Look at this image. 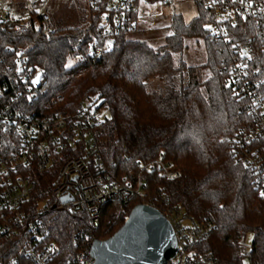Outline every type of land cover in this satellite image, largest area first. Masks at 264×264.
<instances>
[{"label":"trees","instance_id":"trees-1","mask_svg":"<svg viewBox=\"0 0 264 264\" xmlns=\"http://www.w3.org/2000/svg\"><path fill=\"white\" fill-rule=\"evenodd\" d=\"M105 1L98 0L97 10L90 11V27L80 24L57 29L53 20L50 40L39 31L15 32L0 26V76L18 53L29 56L33 65L45 70L46 96L41 106L77 113L82 102L95 103L109 113L95 129L106 169L118 180L141 175L144 190L126 210L116 201L103 206L96 239L112 238L124 226L126 215L139 205L152 203L165 214L166 195L172 208L214 224V231L199 248L211 253L219 264H244L240 243L249 233L254 240L248 260L250 264H264V191L256 187L246 165L234 157L229 142L240 129L251 128L254 120L228 86L223 69L232 57L224 45L210 37L206 29L208 11L197 6L199 14L190 23L182 15H173L172 34L163 47L129 40L135 31L123 30L100 60L72 62L82 49L80 40L99 28ZM137 18L138 10L132 20ZM252 34L256 32L248 36ZM188 39L204 43L206 63L202 68L177 67V56H183ZM257 44L254 57L258 73L253 78L259 96L264 98V54ZM155 78L165 79L166 84L150 92L148 83ZM60 97L53 108L52 102ZM162 152L181 173L160 187L157 174L146 166ZM71 231L69 221L60 217L55 234L65 250L70 247Z\"/></svg>","mask_w":264,"mask_h":264},{"label":"built area","instance_id":"built-area-1","mask_svg":"<svg viewBox=\"0 0 264 264\" xmlns=\"http://www.w3.org/2000/svg\"><path fill=\"white\" fill-rule=\"evenodd\" d=\"M140 1L106 0L99 28L80 40L82 49L72 62L95 60L112 48L121 31H136L137 21L132 16ZM154 1L168 6L191 1L208 11L210 37L224 45L232 57L223 69L228 86L254 120L251 128H242L229 138L232 152L249 169L256 187L264 191V98L259 96L253 78L258 73L254 57L257 43L264 54V0ZM50 2L23 0L22 6L12 4L10 9L0 10V26L15 32L39 31L50 40L54 33ZM97 2L88 0L89 14L97 10ZM71 5L77 7V0H71ZM89 19L81 24L90 27ZM253 31L256 35L248 36ZM45 84V70L33 65L23 52L0 76V264H94L92 247L103 206L116 201L126 210L145 185L140 174L118 180L106 169L95 136L105 118L103 111L90 100L82 102L77 113L41 106ZM61 100L53 101V108ZM164 157L162 152L146 166L157 174L160 187L181 173ZM64 198L69 201L64 203ZM163 203L168 209L162 214L177 239V254L165 264H219L211 253L199 248L214 231V224L172 208L169 196H163ZM145 205L154 207L152 203ZM60 217L67 219L72 229L66 250L55 234ZM240 245L243 258L249 259L253 246L246 244V236Z\"/></svg>","mask_w":264,"mask_h":264},{"label":"rangeland","instance_id":"rangeland-1","mask_svg":"<svg viewBox=\"0 0 264 264\" xmlns=\"http://www.w3.org/2000/svg\"><path fill=\"white\" fill-rule=\"evenodd\" d=\"M22 2V0H0V10H8L10 6ZM78 5L72 6L71 0H51L49 4L50 14L57 29L75 28L89 16L88 0H77ZM182 15L187 23H190L199 14V9L194 2L175 1L171 5H165L161 1L150 2L141 0L138 8L137 30L132 32L128 39L132 41L145 42L151 47L160 48L166 44L167 37L172 34L171 19L173 15ZM186 49L182 57L177 56V67L184 64L187 68H202L206 63V50L204 43L198 39L186 40ZM184 74H187L185 71ZM188 81L189 76H185ZM166 80L162 78L152 79L148 83V90L153 92L163 88ZM103 117L109 113L103 111ZM226 137L222 138L224 141ZM179 168V167H178ZM254 235H246V244L251 246ZM244 264H250L248 259Z\"/></svg>","mask_w":264,"mask_h":264},{"label":"water","instance_id":"water-1","mask_svg":"<svg viewBox=\"0 0 264 264\" xmlns=\"http://www.w3.org/2000/svg\"><path fill=\"white\" fill-rule=\"evenodd\" d=\"M176 254L177 239L171 224L157 208L144 204L133 209L112 238L96 240L92 247L94 264H165Z\"/></svg>","mask_w":264,"mask_h":264},{"label":"crops","instance_id":"crops-1","mask_svg":"<svg viewBox=\"0 0 264 264\" xmlns=\"http://www.w3.org/2000/svg\"><path fill=\"white\" fill-rule=\"evenodd\" d=\"M22 3H23V0H22V2H19V5L22 6ZM10 8H11V6L8 9H10Z\"/></svg>","mask_w":264,"mask_h":264}]
</instances>
